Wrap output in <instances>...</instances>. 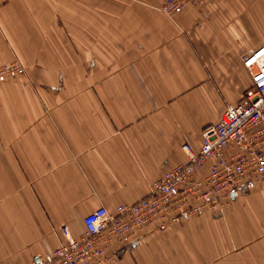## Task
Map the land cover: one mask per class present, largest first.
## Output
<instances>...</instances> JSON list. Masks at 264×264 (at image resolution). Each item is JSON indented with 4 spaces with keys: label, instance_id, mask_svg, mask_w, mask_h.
I'll return each instance as SVG.
<instances>
[{
    "label": "crops",
    "instance_id": "1",
    "mask_svg": "<svg viewBox=\"0 0 264 264\" xmlns=\"http://www.w3.org/2000/svg\"><path fill=\"white\" fill-rule=\"evenodd\" d=\"M161 2L0 0V63L25 69L0 82V264L145 194L250 84L239 54L264 46V0ZM118 251L112 264H264V181Z\"/></svg>",
    "mask_w": 264,
    "mask_h": 264
},
{
    "label": "built area",
    "instance_id": "2",
    "mask_svg": "<svg viewBox=\"0 0 264 264\" xmlns=\"http://www.w3.org/2000/svg\"><path fill=\"white\" fill-rule=\"evenodd\" d=\"M162 0L166 15L187 2ZM250 84L235 103H227L216 121L200 129L193 147L183 141L185 159L166 168L133 201L119 202L112 211L97 205L82 216V229L73 234L59 225L61 239L49 251L31 253L28 264H112L118 247L204 210H218L237 193L264 181V46L239 54ZM16 59L0 63V82L24 75Z\"/></svg>",
    "mask_w": 264,
    "mask_h": 264
},
{
    "label": "rangeland",
    "instance_id": "3",
    "mask_svg": "<svg viewBox=\"0 0 264 264\" xmlns=\"http://www.w3.org/2000/svg\"><path fill=\"white\" fill-rule=\"evenodd\" d=\"M229 202L230 201H228V202H226L225 204H224V206L221 208V209H218V210H207V211H210V213H212V214H216V213H222V211L226 208V205L228 204L229 205ZM197 214V213H196ZM196 214H193V215H190L189 217H191V216H194V215H196ZM181 221H183V220H181ZM181 221H179V222H181ZM179 222H177V223H179ZM179 225V224H178ZM186 225V224H185ZM184 225V226H185ZM193 229H201V226L200 225H197V223H195V225H194V227H192Z\"/></svg>",
    "mask_w": 264,
    "mask_h": 264
}]
</instances>
